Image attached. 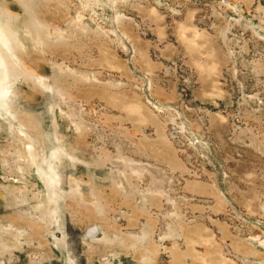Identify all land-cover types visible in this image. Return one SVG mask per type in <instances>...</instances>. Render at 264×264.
Listing matches in <instances>:
<instances>
[{
  "label": "rangeland",
  "instance_id": "obj_1",
  "mask_svg": "<svg viewBox=\"0 0 264 264\" xmlns=\"http://www.w3.org/2000/svg\"><path fill=\"white\" fill-rule=\"evenodd\" d=\"M35 9L52 46L25 43L34 79L0 95V264H109L110 252L113 264H247L232 243L264 236V0H37ZM118 101H138L139 115ZM120 154L154 175L120 171ZM152 183L167 184L176 205L174 235L163 233L167 198L138 209ZM97 222L104 230L88 238ZM143 225L150 236L133 248Z\"/></svg>",
  "mask_w": 264,
  "mask_h": 264
},
{
  "label": "bare ground",
  "instance_id": "obj_2",
  "mask_svg": "<svg viewBox=\"0 0 264 264\" xmlns=\"http://www.w3.org/2000/svg\"><path fill=\"white\" fill-rule=\"evenodd\" d=\"M14 1H15V3L20 4V6L24 10L25 14L27 15V17H25V16H21L20 18L11 17L10 16V9L13 10V8L9 7V5H7V4L5 5L3 0H0V19H2V22L4 23L3 28H0V86H1L0 95L3 99L6 98L5 92L10 89V87H11L10 84H12V86H16L17 82L22 77L34 79V74L31 73V71L28 69V66L25 62V58H24V54H23V51L26 50L25 48H27L25 43H27V42L29 43L32 40L33 41L37 40V42H39V44L42 47H51L52 46V44L50 43L51 41L48 40L50 38H47V36H48L47 35L48 25H47V23L44 22V20L41 16V13L35 9L36 4H37V0H14ZM184 38H187V37L185 36V37H183V39ZM203 38L205 39V41L207 43L212 45V39L211 38L206 37V36H203ZM13 49H15L17 53H14L15 50L12 51ZM12 54H15V55L18 54L19 61L17 58H16V60H14L10 56ZM218 54H220V53H218ZM20 61L22 62V65L26 68L27 72H24L22 69H19L20 68L19 67ZM17 63H18V66H17ZM1 73L3 74L2 76H1ZM36 80H37V77H36ZM114 81H116V80H114ZM6 82L8 83V85L6 84ZM57 82L58 81H56V83ZM56 85H57V89L59 88L63 92H67V90L64 87H60V86H58V84H56ZM76 89H77V87H76ZM82 89L80 88L79 90L83 91ZM162 92L163 91H161V93L158 92L157 96L162 97V98L164 97L168 100L169 99L176 100V95L178 93L175 95V91L164 92V93H162ZM6 94H8V93H6ZM177 98H178V96H177ZM118 102H120L124 106H129L128 109H126V112L129 113L128 114L129 116L136 117L139 115L140 110L138 109V101H136L135 104L129 103L127 105H125L124 102L123 103L121 101H118ZM67 104L70 105V112L72 113V115L77 117L80 120V122H82L84 124L85 121L82 118V115H81L82 113L80 110L82 107H80L79 104L72 102V101L70 103H67ZM130 104H132V105L130 106ZM65 105H66V103H65ZM145 107L148 108V110L151 109L148 106H145ZM136 112H138V113L136 114ZM144 112H145V110H144ZM144 112L141 113V115L139 117L145 118V116H147V119H149V118L152 120L156 119L155 116L151 115V117H149L148 115H145ZM72 115H71V117H72ZM86 125H88V124H86ZM139 125H140V123H139ZM157 127H158V131L160 132L159 139L161 140V143H164L165 145H169L167 142L168 139L165 137V127L160 125V123L157 124ZM113 163L116 164L115 165L116 168L118 167L120 171L126 170V171H128L134 175H137L139 180H142L146 176V174H150L151 176L154 175L153 172H148V169L150 166L148 167L147 165H142L141 163H137L135 160H130L128 158H124V155H122V154H120V156L118 158H116V160H113ZM177 167L181 168L184 166L178 165ZM155 174L157 175V177L162 178L164 183H165L166 178L164 180V177L167 174L165 175V173L163 171H159V170L158 171L156 170ZM152 178H154V177H152ZM156 180H158V179H156ZM17 182H18V180H17ZM164 187L158 186V185L152 183V184H149L148 187H144V189L142 190V192L144 193L143 196H141L139 198L138 196L135 195L136 190H135V192L131 190L132 191L131 194L133 195V197L132 196L131 197L134 201H137V202L140 199V202H138V206H139L138 209H140V204H142L144 207L146 204H149V206H150L153 203H155V201L157 199L167 198L169 200V203H168L169 206L167 207L165 213L164 212L161 213V216L163 217V224H164V228H163L164 232L163 233L166 235H169V234L174 235L176 233V230L173 229L172 224L170 222H168L167 219H171L173 215L176 216V213H177V211L175 209L176 205L173 201V198L170 197L169 194L165 195V189L166 188H164ZM7 189L9 190V188H7ZM166 193H167V191H166ZM6 196L3 193L4 200H6ZM127 197H129V196H127ZM24 200H25V195L22 192V194L19 197V201L24 202ZM260 210L264 213V206L262 208H260ZM139 211L142 213L146 212V210H143V209H141ZM106 228H107V226H106ZM103 230L104 229H103L102 224H98V222H97L95 225H91L88 228L87 236H88V238H92V239L95 237H99L100 233ZM152 231H153V229H152ZM149 232H151V229L149 227L143 225L142 230L135 232V233H132L131 238L134 241V243H133L134 247L133 248L140 247V243L142 241H144L147 237L150 236ZM236 239H238V238H236ZM236 239H234V241L232 243V249L234 250L235 256H237L239 259L243 260L244 262L247 261V264H262L261 261H264V258H263L264 257V236H261V235H258V237L254 236L249 241L241 240L242 242L240 240L236 241ZM107 240L109 242L113 243V241L111 239H107ZM232 249L229 248L231 253H233ZM145 252H147L145 255L146 259H148L150 262L152 260H154L152 255L149 254V251H145ZM113 257H114V253H111V252L108 253V256H106V258L108 260L110 259L109 264H113V263H111ZM32 259L42 260L43 255L41 252L40 253L34 252L32 254ZM250 259H252V260L254 259L253 262Z\"/></svg>",
  "mask_w": 264,
  "mask_h": 264
}]
</instances>
